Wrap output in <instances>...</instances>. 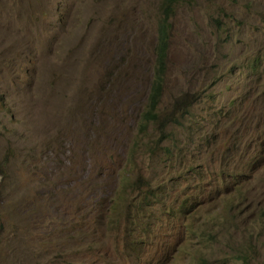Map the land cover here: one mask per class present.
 <instances>
[{
  "label": "rangeland",
  "instance_id": "rangeland-1",
  "mask_svg": "<svg viewBox=\"0 0 264 264\" xmlns=\"http://www.w3.org/2000/svg\"><path fill=\"white\" fill-rule=\"evenodd\" d=\"M162 1L0 0V264H264V0L174 1L141 117Z\"/></svg>",
  "mask_w": 264,
  "mask_h": 264
},
{
  "label": "trees",
  "instance_id": "trees-1",
  "mask_svg": "<svg viewBox=\"0 0 264 264\" xmlns=\"http://www.w3.org/2000/svg\"><path fill=\"white\" fill-rule=\"evenodd\" d=\"M174 1H175V6L177 4V2L181 1V0H163L160 4V9H161V13H162V17L158 20V21H162L161 23H159L158 27H157V40H156V74H155V78L151 87V91L149 93V98H148V106L147 109L145 111H143L141 113V117H145V116H154V114L150 111L152 109H154V105H155V101L156 98L159 95V85H160V77L163 73L164 70V60H163V55H164V47L166 44V30L169 26L168 22V17L174 12ZM264 41H261L258 45L257 51H256V55L253 56L250 61L249 64L252 68H255L259 62V58L261 57L262 59V52L261 49L264 51V45H263ZM233 100H237L235 98H233ZM211 109L210 111L214 110L216 111L217 114L221 116H227L230 113V107L228 108H221V107H207L205 108V110ZM180 110L182 111L180 113L181 117H184L185 115H188V118L193 122H197L196 126L198 125V119L196 118V113L194 111V106L190 103V101L186 98H181L180 99ZM191 123V122H190ZM188 124V127L191 126V124ZM195 126V128H196ZM195 130V129H194ZM192 139V135L190 136V138L188 140ZM176 145V142H175ZM255 164V163H254ZM181 204H184V201H181ZM190 207V205L188 206V208L186 210H188Z\"/></svg>",
  "mask_w": 264,
  "mask_h": 264
},
{
  "label": "clouds",
  "instance_id": "clouds-1",
  "mask_svg": "<svg viewBox=\"0 0 264 264\" xmlns=\"http://www.w3.org/2000/svg\"><path fill=\"white\" fill-rule=\"evenodd\" d=\"M261 42V41H260ZM259 42V43H260ZM259 45V44H258ZM258 47V46H257ZM233 66H236V63H233ZM130 186H133L135 189H136V193H135V195L131 198V202L133 201V202H136L137 200H135V197L137 196V195H139L141 192L143 193V192H145V194H148L149 192H150V189L148 188V189H146L145 191H144V189H145V187H147L148 185H141L140 184V179H139V177H136L135 179H133V180H131L129 183H128ZM123 191V190H122ZM121 191V192H122ZM144 200H146L147 201V199L145 198ZM200 200V199H199ZM199 202L200 201H196L195 202V204H194V206H196L197 204H199ZM144 203H148V201L147 202H144Z\"/></svg>",
  "mask_w": 264,
  "mask_h": 264
}]
</instances>
